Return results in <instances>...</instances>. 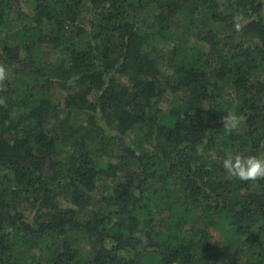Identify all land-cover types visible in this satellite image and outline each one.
<instances>
[{
  "label": "trees",
  "instance_id": "trees-1",
  "mask_svg": "<svg viewBox=\"0 0 264 264\" xmlns=\"http://www.w3.org/2000/svg\"><path fill=\"white\" fill-rule=\"evenodd\" d=\"M30 1L0 0V264H264V179L223 168L264 157V0Z\"/></svg>",
  "mask_w": 264,
  "mask_h": 264
},
{
  "label": "rangeland",
  "instance_id": "rangeland-1",
  "mask_svg": "<svg viewBox=\"0 0 264 264\" xmlns=\"http://www.w3.org/2000/svg\"><path fill=\"white\" fill-rule=\"evenodd\" d=\"M21 2L23 4V10L25 12H29L31 10V8L33 7L30 0H21ZM240 21H241V23L244 22L243 19H240ZM208 27L209 28H216L217 30L221 28V26H215L212 22L208 23ZM198 29L202 30L204 28H202L201 24L200 25L198 24ZM14 31H16V29L13 27V24H11L2 33L9 34L10 38L12 40H14L15 38L11 37L13 35ZM1 37H3V35ZM12 40H11V42H12ZM14 42H18V40H14ZM157 45H158V49H157V52L154 54V56L156 58H158L159 56L166 57V53L169 49V45L165 44L163 42H159V43H157ZM41 50H42V59L45 63H53L54 64L61 57V55L59 53L52 51V49L49 47L43 46V47H41ZM158 65L161 69H163V67L165 65V60L158 59ZM8 79L10 80L11 85H13L14 80L10 74H8ZM226 93H228V90H226ZM46 96L50 102H52L53 104H57L58 102L62 101V98L65 96V94L62 92L51 90ZM176 99H177L176 95H173V94L172 95L167 94L165 96V98L162 102V108H163L164 112H168L172 108ZM74 121L82 122V118L74 120ZM64 134L65 133L63 132L60 134V136H63ZM59 149L62 152V155L65 156V158H69V153L71 151V149L69 147H63V148H59ZM91 158H92V160H94V162L96 164V168H98V169L104 168L107 164V160L104 158L103 159L98 158L94 155H91ZM111 186H112V182L110 180H102L101 182L97 183L96 189L91 193L92 206H90L88 208V210L90 212L96 210L97 206H99V204H100V200L103 197L108 196L111 193ZM212 234H213V237H212L211 241L215 245H221L223 243L225 236L226 237L228 236L227 232L226 233H218L216 231H212Z\"/></svg>",
  "mask_w": 264,
  "mask_h": 264
},
{
  "label": "clouds",
  "instance_id": "clouds-1",
  "mask_svg": "<svg viewBox=\"0 0 264 264\" xmlns=\"http://www.w3.org/2000/svg\"><path fill=\"white\" fill-rule=\"evenodd\" d=\"M8 79V68L0 63V90H3L4 82ZM0 106L7 107L6 98L0 97ZM246 120L244 114L229 112L222 117L223 129L228 132L238 130ZM223 168L227 173L241 181H258L264 179V157L243 155L240 153L229 154L223 160Z\"/></svg>",
  "mask_w": 264,
  "mask_h": 264
},
{
  "label": "water",
  "instance_id": "water-1",
  "mask_svg": "<svg viewBox=\"0 0 264 264\" xmlns=\"http://www.w3.org/2000/svg\"><path fill=\"white\" fill-rule=\"evenodd\" d=\"M43 174L44 175H50V161L48 158L46 159V165H45V169L43 171Z\"/></svg>",
  "mask_w": 264,
  "mask_h": 264
}]
</instances>
